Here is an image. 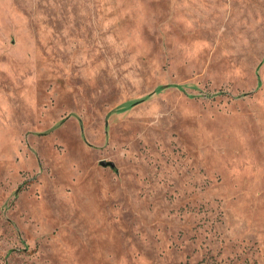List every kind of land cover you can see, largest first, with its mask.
<instances>
[{
	"label": "rangeland",
	"instance_id": "1",
	"mask_svg": "<svg viewBox=\"0 0 264 264\" xmlns=\"http://www.w3.org/2000/svg\"><path fill=\"white\" fill-rule=\"evenodd\" d=\"M0 264H264V0H0Z\"/></svg>",
	"mask_w": 264,
	"mask_h": 264
},
{
	"label": "trees",
	"instance_id": "2",
	"mask_svg": "<svg viewBox=\"0 0 264 264\" xmlns=\"http://www.w3.org/2000/svg\"><path fill=\"white\" fill-rule=\"evenodd\" d=\"M171 87H173V88H177V89H182V87H179V86H171ZM162 89H164V87L162 88ZM160 90V88L158 89V91ZM132 106V105H131ZM130 106V107H131Z\"/></svg>",
	"mask_w": 264,
	"mask_h": 264
},
{
	"label": "water",
	"instance_id": "3",
	"mask_svg": "<svg viewBox=\"0 0 264 264\" xmlns=\"http://www.w3.org/2000/svg\"><path fill=\"white\" fill-rule=\"evenodd\" d=\"M103 166L108 167V166H110V164L109 163H103Z\"/></svg>",
	"mask_w": 264,
	"mask_h": 264
}]
</instances>
